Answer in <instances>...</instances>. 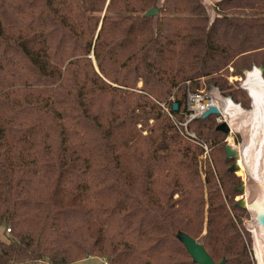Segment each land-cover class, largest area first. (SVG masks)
<instances>
[{
    "label": "trees",
    "instance_id": "16d2710c",
    "mask_svg": "<svg viewBox=\"0 0 264 264\" xmlns=\"http://www.w3.org/2000/svg\"><path fill=\"white\" fill-rule=\"evenodd\" d=\"M0 0V264H253L218 115L187 94L263 68L264 0ZM176 103L177 109H172ZM249 111V110H248Z\"/></svg>",
    "mask_w": 264,
    "mask_h": 264
},
{
    "label": "bare ground",
    "instance_id": "6f19581e",
    "mask_svg": "<svg viewBox=\"0 0 264 264\" xmlns=\"http://www.w3.org/2000/svg\"><path fill=\"white\" fill-rule=\"evenodd\" d=\"M161 2L162 0H157L158 5ZM246 74L247 79L242 87L245 86V89L249 90L252 98L250 111L241 109L229 100L222 101L217 95L213 105L219 109L221 117L229 128L231 130L234 128L242 136V143L238 147L233 145L230 138L229 143L236 151L239 169L245 172L251 181L256 182L255 188L258 190V195L260 194V199L250 206L247 200L245 202L247 207H251L249 212L253 222L258 224L261 230L260 225L264 224V85L257 70ZM261 233H264V228ZM259 255L257 251L256 256Z\"/></svg>",
    "mask_w": 264,
    "mask_h": 264
},
{
    "label": "rangeland",
    "instance_id": "374dc122",
    "mask_svg": "<svg viewBox=\"0 0 264 264\" xmlns=\"http://www.w3.org/2000/svg\"><path fill=\"white\" fill-rule=\"evenodd\" d=\"M162 2H163V0H162ZM162 2L159 5H162ZM200 2L206 8L208 16L210 18V21H212L213 18L215 17V14H214V11H213V8H212V4L214 3V1H212V0H200ZM242 70H244V72H243L244 76L242 78L233 77L231 80L234 81V82H237L238 88H240L241 90L245 91L246 95L248 96V99H249V102H250L249 103L250 107L248 109L243 107V106H241L238 103L233 102L232 100H229L228 97L223 96L218 89H217V91H218V95L220 96L219 98L222 101L229 100V102L233 103L236 106H239L241 109H243L245 111H248V110L250 111L252 109V98L250 96L249 91L246 90L244 87H242V84L246 80V77H247L246 73L253 72L254 70H257V66H254L249 71L245 70V69H242ZM260 77L262 78V75ZM262 81H263V85H264V79L263 78H262ZM200 91L201 92H206V91L208 92L209 90H200ZM216 121H217V123H220V122H223L224 119L220 115V116H218ZM239 121H241V119H239ZM232 130H233L232 132H230V133L228 132V136L226 138V145H228L230 147L232 146V145H230L229 140H228L230 138L232 143H233V145L238 147L242 143V136L234 128H232ZM183 138L185 140L193 143V144H196V145L200 146L203 149V157H202V159H207V157H208V150L207 149L208 148H207V145L205 143H203L197 137H196V140H190V139H187L185 137H183ZM204 147H206V149H204ZM204 150H206V151H204ZM235 164L238 165L237 158L235 160ZM239 170H240L239 167H237L236 174L242 180V185L241 186H243V189H242V195L236 197V202L240 198H243V199L248 201V204H249L248 206H250L251 204H255L260 199V196H259L260 194L258 195V190H257V188H255L256 187L255 186L256 182L251 181L248 178V176L246 175L245 172H243L241 170L239 172ZM257 196H259V198ZM237 226H238L239 230L243 233L244 239L249 244L250 256H251V258H252V256L254 257L253 258V262H254L253 264H264V233L263 234L261 233V230L263 229L262 224L260 225V228H261V230H260L258 224L253 222L250 212L245 209V212L243 213V216L237 222ZM245 226L248 229H250L252 231V233L247 232ZM198 241H200V240H198ZM257 251L260 253L259 256H256V252ZM103 260L104 259H100V258H97V257H90V258H87V259H84V260L77 261L76 263H73V264H106Z\"/></svg>",
    "mask_w": 264,
    "mask_h": 264
},
{
    "label": "water",
    "instance_id": "95a60500",
    "mask_svg": "<svg viewBox=\"0 0 264 264\" xmlns=\"http://www.w3.org/2000/svg\"><path fill=\"white\" fill-rule=\"evenodd\" d=\"M160 6L161 5H157V0H156L155 6L152 7L150 10H148L144 14V16L156 19L157 16H158V12H159V7ZM257 70H258V72H259V74L261 76L262 73H263V68L261 66H258ZM241 72L243 73L244 70H242ZM228 99L231 100L230 97H228ZM172 109L173 110L177 109L176 103L172 104ZM209 115H218L219 116L220 115V111H219V109L216 106L211 105V106H209L207 108V110L205 112H203L202 117L205 118V117H207ZM216 129L218 131H221V132H224V133H228V131H229V127H228L227 123L224 122V121L218 123ZM224 151H225V154H226L227 158H237L236 151L234 149H232L230 146L225 145ZM237 167H238V165L233 164V166L230 168V170L231 171H234V170L236 171ZM242 189H243V186H240L238 188V190H241V191H242ZM236 206L238 208L246 209L248 211H250V208H251V207H247L246 206L245 199H243V198H240L239 200H237ZM262 226L264 228V224L263 223H262ZM176 236H177V239L184 246L186 252L189 254V256L191 257L193 262H195L196 264H224V260H222L219 263H215L210 258V256L207 254V252L205 251V249L202 246L200 241H198L196 239H193V238H191L190 236H188V235H186L184 233H178ZM253 258L254 257L252 256V259Z\"/></svg>",
    "mask_w": 264,
    "mask_h": 264
},
{
    "label": "built area",
    "instance_id": "2783aa9c",
    "mask_svg": "<svg viewBox=\"0 0 264 264\" xmlns=\"http://www.w3.org/2000/svg\"><path fill=\"white\" fill-rule=\"evenodd\" d=\"M216 95L219 96L217 88H211L208 92H200L199 94H187L186 111L183 113V121L177 122V128L181 136L190 140H196L195 135L187 129V124L193 119L201 117L203 112H205L209 106L213 105V102L216 100ZM204 149H206V147H204ZM245 228L247 232L252 233L246 226Z\"/></svg>",
    "mask_w": 264,
    "mask_h": 264
},
{
    "label": "flooded vegetation",
    "instance_id": "af4514ba",
    "mask_svg": "<svg viewBox=\"0 0 264 264\" xmlns=\"http://www.w3.org/2000/svg\"><path fill=\"white\" fill-rule=\"evenodd\" d=\"M227 125H228V124H227ZM228 127H229V126H228ZM232 131H233V130H231V129L229 128V131H228V132L230 133V132H232ZM227 136H228V133H227ZM226 138H227V137H226ZM228 140H229V139H228ZM225 142H226V139H225ZM235 160H236V158H234V164H235Z\"/></svg>",
    "mask_w": 264,
    "mask_h": 264
},
{
    "label": "crops",
    "instance_id": "0c3cea01",
    "mask_svg": "<svg viewBox=\"0 0 264 264\" xmlns=\"http://www.w3.org/2000/svg\"><path fill=\"white\" fill-rule=\"evenodd\" d=\"M206 9V8H205ZM207 11V10H206ZM249 73V72H248ZM246 76H247V74H246ZM246 79H247V77H246ZM243 85V84H242ZM244 88H245V86H244ZM249 91V90H248Z\"/></svg>",
    "mask_w": 264,
    "mask_h": 264
}]
</instances>
